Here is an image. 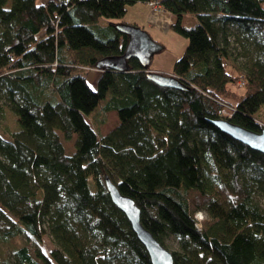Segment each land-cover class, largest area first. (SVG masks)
<instances>
[{
	"label": "trees",
	"instance_id": "16d2710c",
	"mask_svg": "<svg viewBox=\"0 0 264 264\" xmlns=\"http://www.w3.org/2000/svg\"><path fill=\"white\" fill-rule=\"evenodd\" d=\"M137 2L176 15L180 86L131 58L93 87L86 68L124 53L114 19ZM263 105L264 0H0V242L49 232L55 247L19 245L17 264H152L109 177L174 264H264V153L212 123L260 132Z\"/></svg>",
	"mask_w": 264,
	"mask_h": 264
},
{
	"label": "water",
	"instance_id": "95a60500",
	"mask_svg": "<svg viewBox=\"0 0 264 264\" xmlns=\"http://www.w3.org/2000/svg\"><path fill=\"white\" fill-rule=\"evenodd\" d=\"M116 28L128 35L124 53L102 58L97 62L96 68L127 70L131 68L129 64L131 58H137L144 67H148L153 55L163 48L147 30L136 24L120 22L116 24ZM147 74L150 79L162 86L176 87L181 83L172 74L153 70H149ZM212 123L235 139L264 153V129L256 132L225 119H214ZM106 185L113 202L126 214L139 240L146 247L152 264H174L172 252L142 224L141 210L134 199L122 194L109 177H106Z\"/></svg>",
	"mask_w": 264,
	"mask_h": 264
},
{
	"label": "crops",
	"instance_id": "0c3cea01",
	"mask_svg": "<svg viewBox=\"0 0 264 264\" xmlns=\"http://www.w3.org/2000/svg\"><path fill=\"white\" fill-rule=\"evenodd\" d=\"M39 1V2H47ZM187 15V14H186ZM185 15V16H186ZM191 19L190 23L194 24L196 22L195 16L192 14H188ZM184 16V18H185ZM176 15L166 11V10H158L153 8L151 2H137L135 4L129 5L125 15L121 18L114 19L116 23L124 22L129 24H136L149 32L151 37L157 42L163 45V48L156 52L150 62V70L158 71L166 74H173L174 63L180 55H182L185 50L188 39L181 34L177 33L172 25L176 21ZM109 20L101 19L100 24H106ZM171 39V41L177 44L174 49L169 45H172L171 41H167V38ZM169 48V49H168ZM184 48V49H183ZM169 51L174 56L173 60L169 65H162L160 63L154 62L157 58L158 53L162 51ZM100 76V70L97 68H86V77L88 82L95 87ZM109 112H116V110H110Z\"/></svg>",
	"mask_w": 264,
	"mask_h": 264
},
{
	"label": "rangeland",
	"instance_id": "374dc122",
	"mask_svg": "<svg viewBox=\"0 0 264 264\" xmlns=\"http://www.w3.org/2000/svg\"><path fill=\"white\" fill-rule=\"evenodd\" d=\"M41 1V0H39ZM45 1V0H42ZM152 4V2H151ZM153 6V4H152ZM154 8V6H153ZM158 10H162L161 8ZM189 15L187 14L184 18V24L187 26L193 25L190 23L191 19L188 17ZM167 38V41H171L168 36H165ZM172 45H169V48H173L177 46V44L173 41H171ZM168 48V49H169ZM184 49V48H183ZM172 53L169 51H162L161 53H158L157 58L155 59L154 62L160 63L162 65H169L171 61L173 60L174 56L171 55ZM150 68V65H149ZM235 88L237 87L238 91H243V88H240L241 86L238 85L234 86ZM232 99V98H231ZM234 101V99H232ZM101 102H105V100H102ZM102 111L100 108H97L94 111V117L101 118L102 117ZM260 116V119L264 118V105L261 106V108L258 111V114ZM91 120V118H89ZM119 121L118 115L115 112H108L105 116V122L99 124L97 129L101 134L107 133L109 130H111ZM65 145H66V152L71 154L75 151V136L68 140H64ZM92 187L94 188V184L92 183ZM196 216L198 217L199 220L203 219L204 217V212L201 210L196 211ZM168 242L171 244H174V247H177V240L174 238V236L170 237L168 239ZM26 244L30 251L33 253L35 248L37 247H42L43 249L49 251L50 249L55 247L54 242L52 241V238L49 234V232H45L43 236L38 240L37 238L29 237L26 235H19L15 240H8V241H2L0 242V259L2 261L8 260L11 264H17L15 261V250L18 248L19 245Z\"/></svg>",
	"mask_w": 264,
	"mask_h": 264
},
{
	"label": "built area",
	"instance_id": "2783aa9c",
	"mask_svg": "<svg viewBox=\"0 0 264 264\" xmlns=\"http://www.w3.org/2000/svg\"><path fill=\"white\" fill-rule=\"evenodd\" d=\"M155 9H162V7L158 4V2H152Z\"/></svg>",
	"mask_w": 264,
	"mask_h": 264
},
{
	"label": "bare ground",
	"instance_id": "6f19581e",
	"mask_svg": "<svg viewBox=\"0 0 264 264\" xmlns=\"http://www.w3.org/2000/svg\"><path fill=\"white\" fill-rule=\"evenodd\" d=\"M198 218V217H197Z\"/></svg>",
	"mask_w": 264,
	"mask_h": 264
}]
</instances>
